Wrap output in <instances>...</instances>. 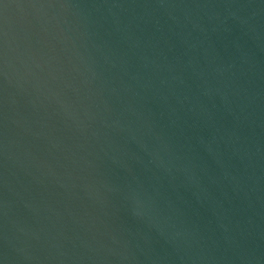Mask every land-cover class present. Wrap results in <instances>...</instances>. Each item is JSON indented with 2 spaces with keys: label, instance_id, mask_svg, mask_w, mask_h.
Returning a JSON list of instances; mask_svg holds the SVG:
<instances>
[{
  "label": "water",
  "instance_id": "water-1",
  "mask_svg": "<svg viewBox=\"0 0 264 264\" xmlns=\"http://www.w3.org/2000/svg\"><path fill=\"white\" fill-rule=\"evenodd\" d=\"M0 264H264V0H0Z\"/></svg>",
  "mask_w": 264,
  "mask_h": 264
}]
</instances>
